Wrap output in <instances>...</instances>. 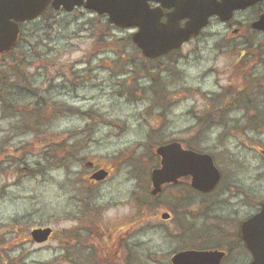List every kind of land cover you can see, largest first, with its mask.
Wrapping results in <instances>:
<instances>
[{"label":"rangeland","instance_id":"1","mask_svg":"<svg viewBox=\"0 0 264 264\" xmlns=\"http://www.w3.org/2000/svg\"><path fill=\"white\" fill-rule=\"evenodd\" d=\"M52 16L27 24L0 61V264H171L179 249L224 246L220 234L264 199V112L243 107L245 65L237 50L220 47L239 37L206 32L142 66L128 39L135 28L83 7ZM170 140L213 156L216 188L180 185L151 197L154 149ZM87 159L114 163L97 189L107 205H75L86 184L73 172L89 169ZM134 187L145 205L129 204ZM46 225L47 241L28 237ZM248 261L235 246L222 264Z\"/></svg>","mask_w":264,"mask_h":264},{"label":"water","instance_id":"2","mask_svg":"<svg viewBox=\"0 0 264 264\" xmlns=\"http://www.w3.org/2000/svg\"><path fill=\"white\" fill-rule=\"evenodd\" d=\"M158 1L163 6H174L165 21H160L158 8H151L148 0H0V52L16 44L18 22L37 17L48 4L66 11L82 5L99 14L106 13L109 22L116 26L137 27L131 33V40L144 56L153 58L178 48L196 35L206 26L210 16L217 14L226 19L233 9L255 0ZM183 17H187V21L180 26L179 19ZM253 25L264 29V15ZM155 152L159 157V166L150 173V192L153 195L159 194L166 183H176L182 176H189L190 185L201 192L211 191L220 179V171L208 152L185 147L179 141L157 145ZM106 174L107 171L100 168L91 177L101 179ZM161 217L168 218L169 213L164 211ZM51 232L50 226H37L29 231L35 242L46 241ZM239 236L252 254L250 264H264V200L256 213L241 222ZM224 253L217 248H189L173 253L170 260L172 264H219Z\"/></svg>","mask_w":264,"mask_h":264},{"label":"flooded vegetation","instance_id":"3","mask_svg":"<svg viewBox=\"0 0 264 264\" xmlns=\"http://www.w3.org/2000/svg\"><path fill=\"white\" fill-rule=\"evenodd\" d=\"M148 3L151 8H158L157 10H159L160 12V21H165L167 19V13H170L171 11L174 10L173 5L163 6L158 0H148ZM48 7H50V5H48L47 8ZM261 15H264V0H255L254 2L245 4L244 7L235 8L232 10L230 16L226 19H222L220 18L219 15L214 14L209 17L206 27L202 28L196 35L190 37L186 42L182 43V45L191 42L192 40H194L197 37H200L206 32L216 33L223 37H227V35H230L231 37H239V41L227 40L225 42H220V47L225 48V49L237 50L235 53L236 55L235 62L243 61L245 65L246 73L249 79L248 83H249L250 88L245 91V93H247L246 97L245 98L242 97V102L244 104L243 107H246V108L251 107L254 110L259 109L263 113L264 112V29L256 28L253 25L254 22L258 20V18ZM42 16H43V13L40 16L36 17L35 19L18 22L19 35H22L27 32L28 23L36 22L37 20H40ZM186 21H187V17L180 18L179 19L180 26H183ZM212 26H215V29H212L211 28ZM30 31L35 32L36 30L31 29ZM254 37H256V39L257 37H260V38L259 40L258 39L256 40L254 39ZM180 47L170 50L167 53L163 54L162 56L164 55L171 56L174 53H176L177 49H179ZM10 51L11 50L0 52V61H2L4 57L9 55ZM160 57L161 56L155 57V58L144 57V58H141L140 60L143 63L142 66H144V63H148L149 65L153 64ZM177 57L178 56H176L175 58L177 59ZM151 75H152L151 80L155 82L156 78L155 76H153L154 74H151ZM241 92L244 93V91L242 90ZM241 92L239 95L240 97L242 94ZM219 93H224V94H227L228 97H231L228 94L232 95L233 91L230 89H227V90L223 89ZM166 94H168V92ZM180 142L182 143V145L184 144V142L182 141ZM154 155L156 159H155V165L152 168H155L159 165V157L156 155V153ZM86 165L89 169L83 171L82 173L79 171L73 172V173H80L81 179L86 184V186L84 187L85 191H84L83 196L76 198L75 205H107V204L100 202L102 200V194L97 189L100 187V185L104 181H106L111 176L113 172H115L114 163L108 167H102V166L100 167L95 163V161L91 159H87ZM100 168H104L107 171V174L101 179L92 178L91 175ZM149 180H150L149 193L151 197H157V195H153L150 192V187H151L150 176H149ZM180 185L190 186L189 176H182L181 178H179L178 182L176 183L170 182V183L165 184L162 188V191L166 187H176ZM138 188L137 190H135V187H134L132 190H130L131 194L129 196L130 197L129 200L130 199L131 200L129 204L131 203V205H134V204L135 205H145V204H141V201H140L141 196H140V193L138 192ZM116 205H122V203H117ZM259 209H260V205H257L255 211L249 214L248 216H246L244 219H242L237 224V227L235 228L234 231H230L227 234H220V236L225 239V243L227 244L224 243V246L217 247L218 249L225 252L219 264H222L225 261V259L228 257V255L231 253V250H233L235 246L240 247L242 248L243 251H245L246 255L249 256V261L247 264H250V261L252 259V254L246 248L243 240L239 236V227L243 220H245L249 216L256 213ZM169 214L171 217L170 212ZM131 222H132L131 225H134L137 221L136 219H132ZM123 227L124 226L115 227L114 230H112V232L110 233H107V235L108 236L110 235L111 237V234H114L116 231L122 229ZM90 237H93L92 241H94L95 236L91 232H90ZM122 239L123 238H121L120 240ZM77 245L79 244H76V246ZM124 247L127 251L129 250L128 245L127 247L126 246ZM88 248H89L88 249L89 251H87L88 256L94 257V255L96 254L95 248L91 244L88 245Z\"/></svg>","mask_w":264,"mask_h":264},{"label":"trees","instance_id":"4","mask_svg":"<svg viewBox=\"0 0 264 264\" xmlns=\"http://www.w3.org/2000/svg\"><path fill=\"white\" fill-rule=\"evenodd\" d=\"M54 10L51 8V7H48L47 8V10L44 12V14H43V16H42V21H45V22H48L53 16H52V14L54 13L53 12ZM128 39H130V38H128ZM13 51V50H12ZM142 56V55H141ZM146 69V68H145ZM144 69V71H147V70H145ZM0 75H1V77H4V75L2 74V73H0ZM1 100L3 101V102H5V100L6 99H4V98H2L1 97ZM8 106H12V105H9L8 104ZM50 151V149H45L44 150V153L46 154V157H49L48 156V152ZM73 155H72V153H67V154H64V155H61V157L58 159V163H63V162H65V161H67V160H69L68 158H70V157H72ZM56 157L55 156H53V160L55 159ZM14 232V231H13ZM15 233V232H14ZM26 237V236H25ZM28 237H29V235H28ZM12 238V237H11ZM13 239V238H12ZM5 243V242H4ZM0 246H1V243H0Z\"/></svg>","mask_w":264,"mask_h":264}]
</instances>
